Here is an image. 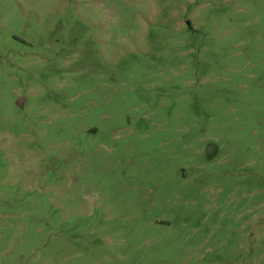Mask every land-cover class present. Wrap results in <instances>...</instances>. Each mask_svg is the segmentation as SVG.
I'll return each mask as SVG.
<instances>
[{
    "label": "rangeland",
    "instance_id": "rangeland-1",
    "mask_svg": "<svg viewBox=\"0 0 264 264\" xmlns=\"http://www.w3.org/2000/svg\"><path fill=\"white\" fill-rule=\"evenodd\" d=\"M0 264H264V0H0Z\"/></svg>",
    "mask_w": 264,
    "mask_h": 264
},
{
    "label": "water",
    "instance_id": "water-1",
    "mask_svg": "<svg viewBox=\"0 0 264 264\" xmlns=\"http://www.w3.org/2000/svg\"><path fill=\"white\" fill-rule=\"evenodd\" d=\"M24 99L23 98H19L16 102L17 106L22 107V103H23Z\"/></svg>",
    "mask_w": 264,
    "mask_h": 264
}]
</instances>
